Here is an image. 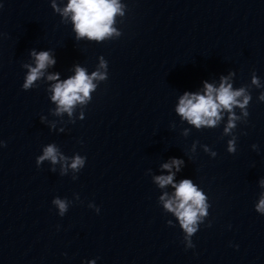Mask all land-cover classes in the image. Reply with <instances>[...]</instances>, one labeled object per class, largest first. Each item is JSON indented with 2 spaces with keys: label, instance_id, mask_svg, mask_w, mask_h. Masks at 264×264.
Segmentation results:
<instances>
[{
  "label": "clouds",
  "instance_id": "clouds-1",
  "mask_svg": "<svg viewBox=\"0 0 264 264\" xmlns=\"http://www.w3.org/2000/svg\"><path fill=\"white\" fill-rule=\"evenodd\" d=\"M52 8L64 17L71 14V21L78 40L86 37L88 40L99 42L114 35L117 37L121 35L112 26L118 14L124 15L123 6L119 3V0H68L67 6L63 9L57 7L55 0H53ZM30 55L34 58L35 66L31 64L23 65V67L28 69L22 85L23 90L34 88L35 82L44 76L45 70L56 63L50 51L37 52L33 49ZM99 67L105 69V71L97 70L89 76L84 68L77 66L75 75L64 81L59 80L58 73L47 76L48 81H55L51 85L50 91L52 92L51 100L57 105V114L67 112L71 116L72 110L77 103L84 104L90 99V93L96 89V84L93 81L107 80V63L103 57H101ZM231 75L233 73L229 74V76ZM220 80L218 88L205 82L203 94L185 92L180 97L175 110L183 120H186L196 129H201L202 127L215 128L222 118V112L226 111L228 113V122L224 128V134L228 135L237 127L236 122L241 119V116L235 114L234 109L239 108L242 116L247 118L249 115L247 108L252 97L245 87L234 90L233 85L229 82V77L221 76ZM251 82L257 88L261 87L260 80L256 75L252 76ZM258 99L264 101V92H261ZM41 119L43 121V117ZM2 145L3 142H0V146ZM252 147L256 149L257 145ZM205 151H209L207 146H205ZM227 151L229 153L236 152V137L227 142ZM211 155L215 157L217 153L211 152ZM44 160H50L52 164H56L59 161H66L67 158L58 152L55 145L49 144L43 149V154L37 157V166L39 167ZM85 162V157L76 155L69 166L74 171H79L84 167ZM183 164V160L173 158L170 163L163 165V168L167 169L170 174L157 176L155 180L160 187L171 184L175 188L171 198L166 199L167 194H165L160 199L164 202V209L173 213L178 219L184 233L186 248H194L192 237L199 230V225L203 223L202 218L208 215L209 205L206 203L207 197L205 194L198 190L192 180L183 179L179 184L173 183L175 173L171 169L175 167L176 171H180ZM52 171H55V169H52ZM260 184L261 187H264V180H261ZM52 203L59 209L60 216H64L68 211L66 200L55 198ZM89 207L95 208L97 213L100 211L94 204H90ZM255 210L264 214V194H262L259 203L255 206ZM168 223L171 225L172 222L169 221ZM89 264H95V261H90Z\"/></svg>",
  "mask_w": 264,
  "mask_h": 264
}]
</instances>
